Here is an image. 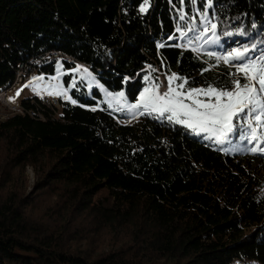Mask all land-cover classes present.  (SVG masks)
Listing matches in <instances>:
<instances>
[{"label": "trees", "instance_id": "16d2710c", "mask_svg": "<svg viewBox=\"0 0 264 264\" xmlns=\"http://www.w3.org/2000/svg\"><path fill=\"white\" fill-rule=\"evenodd\" d=\"M143 4L0 0V90L21 62L50 49L87 63L131 102L150 74L161 84L159 76L168 82L175 73L187 80L184 91L235 90L233 80L243 86L241 61L193 48L201 35L197 11L217 23L216 51L247 47L245 61L264 63V0H148L140 12ZM177 27L195 30L180 39ZM73 95L77 104L63 100L55 111L38 104L40 97L23 99L45 118L26 112L0 121L12 162L43 166L38 190L50 186L63 205L43 219L28 211L31 196H0V264H264V152L251 151L264 147V126L252 141L246 120L234 118L236 131L221 143L170 115L133 119ZM92 225L128 226L136 245L100 248Z\"/></svg>", "mask_w": 264, "mask_h": 264}, {"label": "rangeland", "instance_id": "374dc122", "mask_svg": "<svg viewBox=\"0 0 264 264\" xmlns=\"http://www.w3.org/2000/svg\"><path fill=\"white\" fill-rule=\"evenodd\" d=\"M205 16L207 17V20L204 19ZM193 20L195 23L198 22L201 26L200 38L198 39L197 45L193 46V48L198 50L199 52L215 53L219 56L222 62H225V60L223 59V57H225L223 51L218 52L215 49V46H217L216 42L218 39L217 28L215 30V33L211 31L203 33V29L206 26H210L211 23H216L214 17H212L206 12L202 13L201 11H197V15L193 17ZM196 28L197 26H195V29ZM182 31L187 33L188 29ZM180 39L182 38L180 37ZM213 40H215L216 42H214ZM204 44H206V46H208L210 50H206V48L203 47ZM76 69H79V71H77ZM40 77H42L43 79H36ZM159 77L162 82L168 84L164 76ZM147 80L148 85L146 88H152L154 84H159L160 91V88L163 84H160L159 81L152 74L148 75ZM175 85L176 83L174 82L173 86L175 87ZM65 90V95L69 98H65V95L58 96L54 94H48L49 92H64ZM18 92L19 95H17ZM73 92H77L80 96L94 99L96 103L90 106V108L92 109H106L112 111L114 105H119L121 111L116 114L125 113L133 119L134 117L140 116L146 112L143 107L139 109L130 108V105L136 104L139 101L140 95L137 101L131 102L127 98L124 90L112 91L107 88L100 75L97 72L91 70V68L68 65L65 63V61H57L54 65L53 72H39L36 75L27 77L23 82L22 86L14 94L11 95L10 99L14 101L19 97L21 100H26L29 97L35 96L48 97L47 99H49V97H58L61 100L64 99L72 103L73 101H75V103L77 104L78 100L76 99V97H74ZM95 92H98L100 95ZM121 93L123 95H121ZM196 98L201 100L208 99L203 95H200ZM54 106V111L60 110V107H57L56 105ZM164 114L171 115V113L168 112ZM129 120L130 119L124 121L122 120L121 122L125 123ZM253 127H255V123H253ZM193 131L198 135L204 134L214 137L211 132L206 133L200 131L199 129H195ZM258 148L264 147L263 145H259ZM13 158V152L7 148V143L5 141H0V191H3L0 196H2L3 194L14 193L16 194L14 196H18V198L15 199H18L19 202H22L21 196L26 198H29V196H31L32 205H30V207L28 206L27 209L31 214L35 215L37 218H42V216L43 219L44 217L47 218V214H51L53 212L55 213L58 208H61L63 205L61 206L60 204L62 203L57 202L60 198L58 197V195H55L53 188L49 186L47 187V189H43V191L38 190V183L41 182L44 178L45 174H43V172H45L46 169H44L41 165L35 167L31 164H14L12 162ZM78 215L79 217L84 219L83 217L88 214L86 212H82ZM95 228L98 229V232L93 238L95 242L98 241V245L100 248H127L129 246L134 247L136 245L133 240L134 232H131L128 226L121 227L118 230H114L115 228H108L103 225H98V227L92 225V229ZM246 264L258 263L248 261Z\"/></svg>", "mask_w": 264, "mask_h": 264}, {"label": "snow or ice", "instance_id": "6c2138e0", "mask_svg": "<svg viewBox=\"0 0 264 264\" xmlns=\"http://www.w3.org/2000/svg\"><path fill=\"white\" fill-rule=\"evenodd\" d=\"M207 2L211 5V0H207ZM139 10L140 12L148 10V0H144V4ZM179 19L184 20L185 15L181 13ZM204 19L207 20V17L205 16ZM216 28L217 24L211 23L210 26H206L203 29V33L209 31L215 33ZM194 30V28L188 27L189 32ZM177 32L180 33L181 38L187 35L179 27H177ZM170 39H176V37L172 36ZM164 46L161 45V47ZM253 48H255V45H253ZM249 51L250 49L247 47L243 49L236 48L223 57L225 62L231 60L241 61L236 70L248 81L242 86L239 80H233L234 91H222L214 87L206 89L189 88L184 91L187 80L173 73L168 77L167 91L161 93L159 84H154L152 88H145L140 95L139 101L130 105V108L139 109L143 107L146 112H156L160 115L166 112L171 113L168 117L169 120L175 118L177 123L186 125L190 129H199L206 133L211 132L221 143L228 138L229 134L236 131V125L233 123L234 118L237 119V122H241V117H243L251 130L250 140H258L257 129L264 126V63L252 60L245 61V56ZM76 70L79 71V69ZM175 81H180V83L174 87ZM65 92L66 90L64 92H49L48 94L59 96L65 95ZM17 95H19V92ZM121 95L123 94L121 93ZM200 95L208 99L201 100L196 98ZM65 98L69 97L65 95ZM257 112L258 114L254 116L253 121V113ZM254 122L255 127H253ZM241 136L243 138V123H241ZM251 151H264V148L254 147Z\"/></svg>", "mask_w": 264, "mask_h": 264}, {"label": "built area", "instance_id": "2783aa9c", "mask_svg": "<svg viewBox=\"0 0 264 264\" xmlns=\"http://www.w3.org/2000/svg\"><path fill=\"white\" fill-rule=\"evenodd\" d=\"M57 61H65V63L80 67H89L90 66L75 58L74 56L64 53L60 50H51L44 52L40 55H36L31 57L30 59H27L25 62H21L16 70L15 77L6 88H3L0 90V121L7 119L8 117H11L16 114H26L28 112L31 116H34L37 114L40 116V118H45V115L41 113L38 109L34 110L32 108L26 110L25 106L23 105V100L17 98L16 100H11L10 97L12 94H14L23 84L25 79L27 77L33 76L41 72V70L50 64L56 63ZM163 84L160 88V92L163 93L167 91V84L165 82H162ZM40 97L41 103H38L46 108L53 109L56 105L57 107L61 108L62 101L58 97ZM32 102H35L32 100ZM54 104V105H53ZM120 106L114 105L112 111L120 112ZM126 119H120L121 121L127 120Z\"/></svg>", "mask_w": 264, "mask_h": 264}]
</instances>
